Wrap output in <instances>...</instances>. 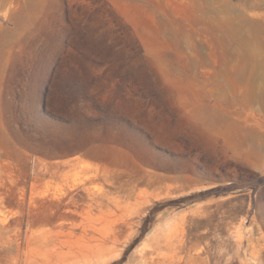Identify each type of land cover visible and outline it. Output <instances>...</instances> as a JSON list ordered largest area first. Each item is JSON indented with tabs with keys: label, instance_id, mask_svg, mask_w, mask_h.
Masks as SVG:
<instances>
[{
	"label": "rangeland",
	"instance_id": "1",
	"mask_svg": "<svg viewBox=\"0 0 264 264\" xmlns=\"http://www.w3.org/2000/svg\"><path fill=\"white\" fill-rule=\"evenodd\" d=\"M67 233L264 264V0H0V264Z\"/></svg>",
	"mask_w": 264,
	"mask_h": 264
},
{
	"label": "bare ground",
	"instance_id": "2",
	"mask_svg": "<svg viewBox=\"0 0 264 264\" xmlns=\"http://www.w3.org/2000/svg\"><path fill=\"white\" fill-rule=\"evenodd\" d=\"M75 237L73 236L72 233L64 234L63 238L60 240V243H59L61 251H60V248H59V250H57V248H55L52 250L48 249L47 251H44L43 253L41 252L42 254L39 253L38 255H40V254L41 255L38 256V258L36 257V258H33L31 260L32 264H67L70 262V260L77 258L78 256H79V258H80V256L84 257V259H87V256H88V259H89V254H90L89 252H91V253L96 252V254H97V252H99V251L102 252L104 250L105 244L100 243V241L103 239V237L100 238L101 240L98 239V240H100V241H98L99 243H97V242L93 243V240H87V238H83V237L82 238H75ZM63 249H67V252L63 251ZM160 249L161 248H159V250ZM106 254L107 253L105 252L104 259L107 257ZM101 255H103V254L101 253ZM31 258H32V256H31ZM104 259L101 260L100 263H104L103 262ZM80 260H82V259L80 258ZM80 260H78V261H80ZM82 261H84V260H82ZM144 261H146V260L144 259Z\"/></svg>",
	"mask_w": 264,
	"mask_h": 264
}]
</instances>
